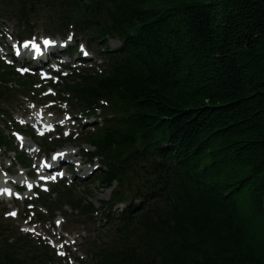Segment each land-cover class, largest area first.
Wrapping results in <instances>:
<instances>
[{
	"label": "trees",
	"instance_id": "1",
	"mask_svg": "<svg viewBox=\"0 0 264 264\" xmlns=\"http://www.w3.org/2000/svg\"><path fill=\"white\" fill-rule=\"evenodd\" d=\"M106 2L122 22L131 56L124 55L120 71L76 88L86 100L108 95L118 113L94 142L103 153L150 152L144 140L155 129L167 139L158 147L167 144L176 158L178 182L159 216L127 235L109 258L264 264V0ZM75 8L94 32L86 12ZM120 177L112 171L105 182ZM162 223L169 232L183 230V237L175 234L180 245L160 235ZM139 237L141 256L133 259Z\"/></svg>",
	"mask_w": 264,
	"mask_h": 264
},
{
	"label": "bare ground",
	"instance_id": "2",
	"mask_svg": "<svg viewBox=\"0 0 264 264\" xmlns=\"http://www.w3.org/2000/svg\"><path fill=\"white\" fill-rule=\"evenodd\" d=\"M21 1V0H20ZM104 3L102 5H96L90 2H86L83 1L80 3L79 6H74L73 4H71L74 7L77 8H82L86 14H87V21L90 24V27L94 29V32L90 33H84L83 36L85 37H95L98 38L101 42L105 41L106 42V53H111V54H116L118 56V58H113L112 55L111 59L109 58L110 61V65L112 66V68L117 69L118 71H120L119 69V65H121L123 67V58L121 56V54L118 51L117 46L119 45V41L122 40V22L120 19H118L113 11L111 10V4L109 5L110 7L104 8L103 5L108 4L106 2V0H103ZM121 1H130V0H121ZM107 12H111L113 14V16H110L108 14H106ZM55 15V14H54ZM53 15V17H54ZM118 15V14H117ZM119 17V16H118ZM95 22H99V24H95ZM44 23H48V20H44L43 21V25ZM60 39H56V41H58ZM110 45V46H108ZM120 58V59H119ZM11 62H14V57H9ZM38 66V65H36ZM129 69H131V67H129ZM11 75H13L11 73ZM148 140H144V142H153L156 141V137L153 135H147ZM142 141H137V144H141ZM30 145V144H29ZM28 145V146H29ZM32 146V145H30ZM24 147H27L26 144H24ZM125 148H131L130 145L125 146ZM166 149H170L172 150L168 145L165 146ZM68 155L69 156H76L77 152L74 150H69L68 151ZM168 161L174 162L175 158L170 157L168 159ZM83 162H80V164ZM83 167H80L79 169L82 170ZM85 171H88V169H85ZM139 176H142V174H137ZM166 187V186H165ZM153 196H151L149 198V200H152ZM80 209H87V206H81L79 207ZM167 226L165 225V223H162V231L160 233V235H165L166 237H172L173 238V245L177 246L180 245L177 242V238L176 236L179 237H183V230L177 229L176 232H169L166 230ZM176 234V236H175ZM167 243H170V241H168ZM157 253V252H156ZM158 255V253H157ZM161 257V255H160Z\"/></svg>",
	"mask_w": 264,
	"mask_h": 264
},
{
	"label": "rangeland",
	"instance_id": "3",
	"mask_svg": "<svg viewBox=\"0 0 264 264\" xmlns=\"http://www.w3.org/2000/svg\"><path fill=\"white\" fill-rule=\"evenodd\" d=\"M2 25H3V24H2ZM2 25H0V28H1ZM11 28H12V31L15 33L16 30H17V26H16L15 24H12V25H11ZM45 33H46V32H45V29H44L42 23L39 22L38 25H37V34H39V35H46ZM4 41L7 43L8 47H9L10 44L7 42V40L4 39ZM92 121H93V120H92ZM76 184H77V185H80V186H82V187H85V186L87 187L88 184H90V182H86V181L78 180V181H76ZM94 186H95V185H92V183H91L90 186H89V188L92 189V188H94ZM93 195H94V197H92L91 200L94 201L97 205H99V200H101L104 196H106V194H100V193L98 192V190H94ZM65 209H68V207H64V209H62V211H58V212H57L56 215H57L58 218H60V216L64 214L63 212H65ZM68 212H69V211H68Z\"/></svg>",
	"mask_w": 264,
	"mask_h": 264
},
{
	"label": "snow or ice",
	"instance_id": "4",
	"mask_svg": "<svg viewBox=\"0 0 264 264\" xmlns=\"http://www.w3.org/2000/svg\"><path fill=\"white\" fill-rule=\"evenodd\" d=\"M72 39H73V37L71 35H69L67 37V40H69V41L72 40ZM55 43H56L55 40H52V39H49V38H43V40H42V44H43L44 48H48L50 45H54ZM23 44H24L25 48H29V46H30V49L34 50V54H36V55H43L44 54V52H43V50L41 48V45L39 43H37L35 41V39L30 40V41H24ZM80 49H81V51H82V53L84 55H88L87 51L84 50V45L81 44L80 45ZM29 187H31V185H29ZM5 191H8V190L5 189ZM11 215H15V213L13 212V213H11ZM57 223H59V221Z\"/></svg>",
	"mask_w": 264,
	"mask_h": 264
}]
</instances>
